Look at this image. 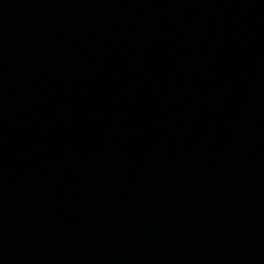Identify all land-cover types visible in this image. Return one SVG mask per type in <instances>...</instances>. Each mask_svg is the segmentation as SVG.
I'll return each mask as SVG.
<instances>
[{"label": "water", "instance_id": "95a60500", "mask_svg": "<svg viewBox=\"0 0 264 264\" xmlns=\"http://www.w3.org/2000/svg\"><path fill=\"white\" fill-rule=\"evenodd\" d=\"M0 264H264V0H0Z\"/></svg>", "mask_w": 264, "mask_h": 264}]
</instances>
